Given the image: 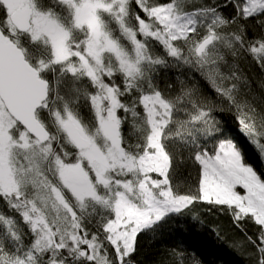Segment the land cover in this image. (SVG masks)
<instances>
[{"label": "snow or ice", "instance_id": "1", "mask_svg": "<svg viewBox=\"0 0 264 264\" xmlns=\"http://www.w3.org/2000/svg\"><path fill=\"white\" fill-rule=\"evenodd\" d=\"M249 149L264 164V0H0V264H139L201 210L264 264Z\"/></svg>", "mask_w": 264, "mask_h": 264}, {"label": "trees", "instance_id": "2", "mask_svg": "<svg viewBox=\"0 0 264 264\" xmlns=\"http://www.w3.org/2000/svg\"><path fill=\"white\" fill-rule=\"evenodd\" d=\"M249 155L254 166L264 171V164L260 162L255 152L249 149ZM197 214L200 216V222H192L195 228L191 233L185 231L186 240L167 233L163 236L144 239L137 254L139 264H154L176 246H188L190 250H194L193 254H199L209 264H244L241 255L230 247L233 235H239V233L231 227L229 218L214 211L201 210ZM217 229L222 230L221 239H217L215 234ZM252 231L250 228V235Z\"/></svg>", "mask_w": 264, "mask_h": 264}]
</instances>
